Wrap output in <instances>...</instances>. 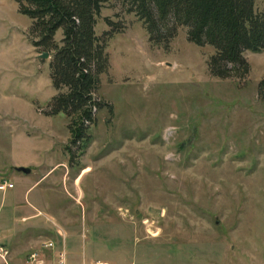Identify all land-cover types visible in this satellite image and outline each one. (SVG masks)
Segmentation results:
<instances>
[{
	"label": "rangeland",
	"instance_id": "rangeland-1",
	"mask_svg": "<svg viewBox=\"0 0 264 264\" xmlns=\"http://www.w3.org/2000/svg\"><path fill=\"white\" fill-rule=\"evenodd\" d=\"M106 19L122 32L107 41L100 108L79 153L68 129L78 115L44 114L56 94L49 54L0 0V227L19 241L41 235L43 255L12 263L8 252L7 264H56L60 251L64 264H264V52L244 54V78L218 79L211 49L185 29L164 50L117 0L103 5L96 35ZM27 204L39 214L20 222L35 214Z\"/></svg>",
	"mask_w": 264,
	"mask_h": 264
},
{
	"label": "trees",
	"instance_id": "trees-1",
	"mask_svg": "<svg viewBox=\"0 0 264 264\" xmlns=\"http://www.w3.org/2000/svg\"><path fill=\"white\" fill-rule=\"evenodd\" d=\"M108 0H12L18 14L30 22L32 45L48 53L49 80L56 94L46 104L45 115L62 114L69 122L70 142L81 153L89 137L88 125L100 108L93 93L99 77L108 69L107 41L122 32L119 23L105 20L108 27L94 32L96 18ZM126 14L140 22L152 47L168 50L179 29L189 43L208 47L209 75L218 79L237 77L249 71L246 52H264V0H117ZM60 33L59 41L54 37ZM264 96V80L259 84Z\"/></svg>",
	"mask_w": 264,
	"mask_h": 264
},
{
	"label": "crops",
	"instance_id": "crops-1",
	"mask_svg": "<svg viewBox=\"0 0 264 264\" xmlns=\"http://www.w3.org/2000/svg\"><path fill=\"white\" fill-rule=\"evenodd\" d=\"M27 206H29L30 209L32 208L31 210H33L35 214H27V215L21 214V216L19 217L20 222L27 221L26 218H28L29 216H32V215L35 216V215L39 214V211L36 210L35 208H33L34 206H32L31 204H27ZM37 225H39V224H37V223L33 224L34 229L38 231L41 228H39ZM4 226L6 227L5 230L0 227V244H2L3 246H5L7 248L8 252H9V259L12 261V263L14 260H19L21 262L24 254H31L32 252L37 253L38 250H36V248L35 249H33V248L36 246L38 238H42L41 235L37 234L35 236H31L28 239H25V240L22 239V241H19L20 240L19 237H17L18 239H14L15 232L13 230H11V228L8 226V224H5ZM42 231H47V230L42 229L41 232ZM18 233L20 234L21 232L19 231ZM42 240H44V239H41V241ZM39 242H40V240H39ZM49 255L51 258L52 257L51 251H50ZM37 256L39 257V260H40V259H42L43 255H42V253L39 252L37 254ZM17 264H20V263L18 262Z\"/></svg>",
	"mask_w": 264,
	"mask_h": 264
},
{
	"label": "built area",
	"instance_id": "built-area-1",
	"mask_svg": "<svg viewBox=\"0 0 264 264\" xmlns=\"http://www.w3.org/2000/svg\"><path fill=\"white\" fill-rule=\"evenodd\" d=\"M1 186L9 187V185L5 181L2 182ZM51 245H52V242L46 240L44 242H40L39 247L44 248V247H50ZM7 254H8L7 249L2 244H0V258L4 264H7V261L5 260V257L7 256ZM36 256H37V253L33 252L29 255L28 258L34 260V257H36ZM63 258H64L63 252L62 251L58 252L55 263L56 264H64Z\"/></svg>",
	"mask_w": 264,
	"mask_h": 264
},
{
	"label": "water",
	"instance_id": "water-1",
	"mask_svg": "<svg viewBox=\"0 0 264 264\" xmlns=\"http://www.w3.org/2000/svg\"><path fill=\"white\" fill-rule=\"evenodd\" d=\"M48 56H47V54L46 53H42V54H40L39 55V58L40 59H45V58H47ZM14 171L15 172H18V173H21V174H23V175H27L28 173H29V169L27 168V167H15L14 168Z\"/></svg>",
	"mask_w": 264,
	"mask_h": 264
}]
</instances>
